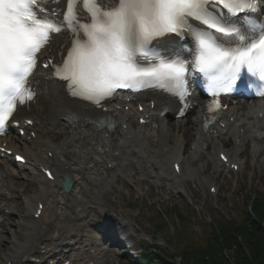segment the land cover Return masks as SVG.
<instances>
[{
  "label": "snow or ice",
  "instance_id": "obj_1",
  "mask_svg": "<svg viewBox=\"0 0 264 264\" xmlns=\"http://www.w3.org/2000/svg\"><path fill=\"white\" fill-rule=\"evenodd\" d=\"M47 3L0 0V132L35 98L31 83L38 60L53 34L64 30L72 33L70 46L58 65L43 67L67 82L71 96L97 106L120 88L159 87L182 98L190 72L202 75L217 110L215 98L242 84L254 98L264 97V25L251 19L258 0H65L62 19ZM80 11L88 22L80 21ZM238 14L245 15L243 24L229 22ZM173 37L191 40L190 60L151 47ZM65 186L70 190V176Z\"/></svg>",
  "mask_w": 264,
  "mask_h": 264
},
{
  "label": "bare ground",
  "instance_id": "obj_2",
  "mask_svg": "<svg viewBox=\"0 0 264 264\" xmlns=\"http://www.w3.org/2000/svg\"><path fill=\"white\" fill-rule=\"evenodd\" d=\"M48 87V94L41 97L38 108L36 109L35 106V110H32L37 117L39 132L37 139L30 142L26 138H17L14 134H10L3 140L8 143L9 148L24 151L29 158L28 165H19V167L14 166L9 159L5 160L3 175L7 173L5 176L9 179L4 181L0 178V192L10 189L14 194L11 201L7 203V208L14 210V205L18 207L15 204L19 194L16 185L24 174L27 175V172L35 179L39 177V182L44 188L34 197H24L23 201L28 210L35 207L38 199H44L48 206V210L39 220L29 218L27 222L25 217H20L19 221L14 223L8 222L14 212L11 210L12 213L8 217L4 210L0 209V246L3 236L9 231L12 234V247L7 260L14 261L13 264H22L20 258L23 256L29 258L34 255V260L39 258L49 262L54 260L50 255L55 253V257L66 256L64 262L70 260L71 264H89L91 261L94 264H107L110 262L111 252L101 246L86 228L97 217L98 211H108L105 198L119 181L122 180L123 186H126L127 179L131 180L139 173L140 178L147 177L149 181L155 179L161 186H169L170 192L180 194L181 186H187L189 180H197L198 174L205 171L209 161L217 172L221 170L220 162L215 154H210L209 150L203 154L199 143L204 138L203 116L200 110L196 112L194 118L186 121L185 129L182 126L184 120L177 122L179 126L177 130L176 127L175 129L170 127L164 120L162 135L160 134L159 137L156 133L161 130L156 129L153 123L144 128L137 124L135 119L137 113L133 109L128 112L114 110L112 113L118 120L128 123L129 131L125 135L123 129L116 127L110 134L109 130L102 128V125H98L96 121H91V118L84 120L83 117L77 116L78 121L72 124L61 120H57L56 125L55 122H50L45 116L52 112L55 105V108L57 104L63 107L74 106L71 105L72 101L59 90V85L49 82ZM118 104L122 105V101H118ZM260 105L261 103L244 104L242 102L232 104L226 114L234 115L235 121L229 126L223 118L222 121L226 122V127L218 128V137L214 138L215 135L210 137L207 141L209 148L213 146L220 152L226 144L232 145V149L240 153L232 157L238 161L246 142L256 141L253 147L254 157L264 158V145L262 141H258L264 136V119H259L256 111ZM79 110L77 113L85 112L83 109ZM262 110L264 109H259L258 112ZM93 113L97 115L96 112ZM44 122L47 123L46 127L43 126ZM54 125L56 130H53ZM242 126H247V132L242 137L241 145L238 146L234 141ZM83 134L85 140L81 141L78 138ZM109 134L113 135L111 139H108ZM128 135H132L131 141H128ZM61 136L63 140L59 144L57 140ZM224 143L226 144L223 146ZM186 146L189 151L184 156L183 151ZM51 150L55 153L60 151V155L54 161L58 176L55 182L46 181L30 168L37 163H42L46 159L44 154ZM116 151L120 153L119 157L115 156ZM201 151L202 156L198 159L197 154ZM229 152L232 153V150ZM180 159L184 162L185 171L183 170L180 177L172 176L166 162ZM109 164L114 167L110 168ZM65 174L72 177L74 181L70 193H65L60 187V178ZM95 182L97 185L94 184ZM135 182V185L140 188L142 181L139 179ZM177 182L180 183L179 188L175 186ZM8 224L25 228V231L20 233L21 238L17 233L11 232L10 226L7 227ZM62 247H66L69 253L67 254ZM29 264L37 263L29 262Z\"/></svg>",
  "mask_w": 264,
  "mask_h": 264
},
{
  "label": "rangeland",
  "instance_id": "obj_3",
  "mask_svg": "<svg viewBox=\"0 0 264 264\" xmlns=\"http://www.w3.org/2000/svg\"><path fill=\"white\" fill-rule=\"evenodd\" d=\"M252 148H248L246 155L242 156V161L246 162V170L242 175H225L213 172V165L209 169L207 174H200L201 179H210L205 186L197 185L196 183H191L190 188H188V193L191 194L192 191L195 193L194 198H189L192 202L194 209H191L192 214H198L199 218L188 217L187 223L184 225H177L175 222L171 224L170 231L158 236L157 231L154 229L153 221L154 215L159 213L160 210L170 214L174 209L180 210L187 214V204L183 196H172L164 188H157V183L152 181L154 185L151 189L144 188L145 196L138 197L135 193H138L135 186L130 187V191L123 190L121 194L116 192L112 194V201L115 200L116 207L118 208L120 204H127L132 200L136 201L137 209L142 212L140 217L135 220H140L139 225L148 229L149 236H154L158 239L157 243L160 248H168L169 251H174L176 246H171L170 242L174 239L180 244L181 247L190 248V246H199L202 237L209 230L213 222L222 219V217L237 218V210L242 207V191L241 188H245L246 191L244 196H255L257 192L264 191V169L261 166L262 158L254 159L251 154ZM22 180L20 185H24L28 181L30 184H34L35 181L30 179ZM217 182L220 186V192L217 196L211 197L208 194V183ZM29 185L26 192L33 190V186ZM37 186V184H35ZM150 190V191H149ZM116 191H120L117 188ZM28 195V193H26ZM118 195L123 196L122 199ZM118 197V198H117ZM111 201V203H112ZM26 205H23L24 211H18L14 214V220H18V215H26ZM16 210V209H15ZM120 211V209H119ZM138 212V211H137ZM171 216V215H169ZM163 222V220H162ZM18 232L16 228L12 229ZM4 244L0 248V264H5V254L8 253L11 242V234L5 240ZM135 242V249L137 251L133 252L132 256H115L111 258L110 264H137L136 260L138 257L139 244ZM236 251L226 250L225 254L227 257L229 255H234ZM178 260V259H177ZM181 260V259H180ZM179 260V261H180ZM185 264H195V260H187L183 258L181 260ZM188 262V263H187ZM178 264V263H177Z\"/></svg>",
  "mask_w": 264,
  "mask_h": 264
},
{
  "label": "trees",
  "instance_id": "obj_4",
  "mask_svg": "<svg viewBox=\"0 0 264 264\" xmlns=\"http://www.w3.org/2000/svg\"><path fill=\"white\" fill-rule=\"evenodd\" d=\"M250 202L238 221L217 224L204 247L186 252L184 258L195 264H264V193L255 198L251 211ZM226 250L236 253L227 257ZM148 259V264H164L153 255Z\"/></svg>",
  "mask_w": 264,
  "mask_h": 264
}]
</instances>
